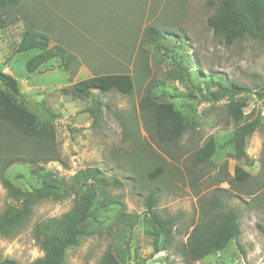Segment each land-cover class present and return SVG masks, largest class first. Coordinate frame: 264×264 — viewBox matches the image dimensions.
Masks as SVG:
<instances>
[{"label": "rangeland", "instance_id": "1", "mask_svg": "<svg viewBox=\"0 0 264 264\" xmlns=\"http://www.w3.org/2000/svg\"><path fill=\"white\" fill-rule=\"evenodd\" d=\"M217 0H19L16 15H26L46 32L50 44L59 43L79 62L75 74L51 59L35 71L25 61L38 50L16 52L24 19L0 30V68L19 81L22 95L13 94L31 111L37 125L55 131L58 159L43 163L18 161L3 175L22 190L39 184L45 170L64 176L73 190L60 200L38 202L29 220L12 235L0 234V257L30 262L42 255L33 237L34 225L70 209L89 184L98 206L78 244L65 252V264H96L111 249L122 264H186L183 244L202 217L232 208L240 234L227 246L196 264H264V41L243 37L225 43L213 34L206 19ZM153 25L163 31L161 43L147 39ZM128 73L130 94L92 88L84 98L71 90L74 82L94 74ZM235 82L250 89L249 105L240 120L258 119L247 141V157H235L229 138L236 125L227 113L228 97L219 95L217 83ZM149 90L156 102H171L186 116L188 125L176 142L157 138L153 117L140 103ZM98 104L97 119L88 111ZM215 150L208 163H196L193 152L208 137ZM5 142L6 146L2 144ZM32 145L9 137L0 141V157L26 156ZM160 166L154 178L148 172ZM235 166L250 173L234 179ZM100 170L93 177V170ZM157 190L155 210L172 217V245L154 253L145 234V199ZM136 215L130 226L118 212ZM18 205L1 184L0 212ZM261 226V228L259 227Z\"/></svg>", "mask_w": 264, "mask_h": 264}, {"label": "trees", "instance_id": "2", "mask_svg": "<svg viewBox=\"0 0 264 264\" xmlns=\"http://www.w3.org/2000/svg\"><path fill=\"white\" fill-rule=\"evenodd\" d=\"M19 0H0V30L16 20L24 19L25 27L17 42L15 51L25 52L38 50L25 63L28 72L35 71L39 66L51 59H58L63 70L71 75L75 74L79 62L77 57L59 43L50 44L49 35L39 30L35 23L28 20L26 15L18 16ZM206 25L213 34L225 43H232L243 37H250L264 41V0H217L216 9L206 19ZM144 34L148 40L158 44L164 38L163 31L156 26L149 25ZM0 83L15 95H22L19 81L11 74L0 68ZM219 95L227 96V113L235 121L229 142L234 149V155L240 159L247 157L245 148L251 134L256 130L259 120H240L244 109L249 105L247 93L250 89L235 82L227 84L217 83ZM92 88L101 91L115 89L121 94H130L133 88L131 75L128 73H101L83 78L73 83L70 90L78 97L84 98ZM148 114L153 117V131L162 141L176 142L187 128L188 121L181 110L171 102H156L147 90L140 103ZM98 104L88 108L94 120L97 119ZM9 137L19 140L20 145H32V151L25 150L26 156L13 155L0 157L1 184L7 194L18 202V205H8L0 212V234L12 235L19 227L30 219L34 206L43 200H60L73 190L72 184L57 172L45 170L41 173L39 184L30 190H22L14 185L2 173L11 164L18 161L43 163L57 160L58 154L54 148L55 131L49 124L37 125L35 115L22 105H19L9 93L0 87V141H9ZM5 144V142H2ZM215 150V140L212 136L193 152L196 163H208ZM162 167L157 166L149 171L148 177L154 178L161 174ZM100 170L94 169L92 176ZM250 173L241 166H235L234 179L245 181ZM96 193L93 184H89L83 194L78 196L70 209L59 216L49 217L37 222L33 227V237L39 244L42 255L30 262H20L11 257H0V264H65L66 250L78 244V238L85 232L88 220L103 202L95 205ZM157 190L151 189L146 196V213L144 215L145 234L151 239L150 245L154 253L169 248L172 245V217H162L155 210ZM119 217L132 226L136 215L126 213L122 204L118 212ZM261 228V226H259ZM240 234L237 213L232 208H225L207 217H202L193 225L183 244L182 255L186 264H196L203 257L224 249L229 241ZM88 264V263H84ZM96 264H122L111 249L107 248L99 257Z\"/></svg>", "mask_w": 264, "mask_h": 264}]
</instances>
